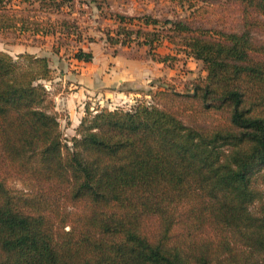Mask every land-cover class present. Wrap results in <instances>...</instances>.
Masks as SVG:
<instances>
[{
    "label": "trees",
    "instance_id": "1",
    "mask_svg": "<svg viewBox=\"0 0 264 264\" xmlns=\"http://www.w3.org/2000/svg\"><path fill=\"white\" fill-rule=\"evenodd\" d=\"M234 1L236 30L197 22L191 0H179L185 17L115 14L110 46H146L166 63L157 50L167 42L206 77L191 93L88 109L71 146L46 88L49 59L0 51V264H264V0ZM16 2L72 8L0 0V32L16 26L7 14ZM20 22L33 35L96 42L75 21ZM162 96L189 102L171 112Z\"/></svg>",
    "mask_w": 264,
    "mask_h": 264
},
{
    "label": "crops",
    "instance_id": "2",
    "mask_svg": "<svg viewBox=\"0 0 264 264\" xmlns=\"http://www.w3.org/2000/svg\"><path fill=\"white\" fill-rule=\"evenodd\" d=\"M43 45L28 43L12 48L16 55L30 53L47 57L53 70L50 82L56 100V110L70 121L74 133L86 111L98 108H133L138 101H151L158 92L167 89L183 93L193 89L196 82L205 79L203 64L164 42L157 50L166 63L149 56V48L112 47L109 44L83 41L71 46H54L59 36L33 35ZM82 49L93 55L91 62L78 61L74 54ZM5 50V49H0ZM10 53V52H8ZM11 55L13 52L10 53ZM174 59V61H173ZM183 64L193 72L183 73ZM199 68V72L194 69ZM60 122H63V117Z\"/></svg>",
    "mask_w": 264,
    "mask_h": 264
},
{
    "label": "rangeland",
    "instance_id": "3",
    "mask_svg": "<svg viewBox=\"0 0 264 264\" xmlns=\"http://www.w3.org/2000/svg\"><path fill=\"white\" fill-rule=\"evenodd\" d=\"M187 1L189 0H184L185 5H187ZM191 1L193 2L192 4L195 5V9H201V12L193 17H197V22H204L203 24L208 28L211 24H218L220 28L224 29L234 28V30H236L239 28L241 23V12L238 3L234 0H217L218 2L209 0L210 3H215L214 6H204L202 8H197L199 4L198 0ZM86 2L87 0H72V8L63 7L59 12L54 6L40 8L38 6L30 7L27 4L20 5L17 2L14 3V8L10 9L7 14L10 20L15 22L16 26L12 29L0 32V49H5L0 51L13 52L15 55L12 56L17 59L19 55H16L15 51L11 50L12 48L19 45H27L30 42L38 46L44 44L41 39L33 38V34H31L30 31L22 32V23L20 22L22 18L26 19V27L29 28V30L35 28L32 24L33 22L43 24L48 23L50 20L53 26L56 27L55 30H59L62 20L75 21L79 25L83 36L92 37L98 43L108 44V42H106L105 33L109 30H116L118 27L114 18L115 14L136 18L149 15L162 20L165 18L185 17L190 13V11L187 12V10L181 9L179 0H97V2L101 4V9L95 6V3L90 5ZM260 38L264 40V36ZM59 45L65 47L71 46V43L65 39H58L54 46ZM183 68V73L192 77L193 72L188 71L189 67H186V64H183ZM199 70L200 69L197 67L194 69V72L198 73ZM50 87V82H47L46 88L50 91L55 100L54 92ZM187 92L191 93L190 89L183 91V93ZM188 102L189 99L181 97L162 96L159 98L158 104H160V108L163 110L182 112L186 108V103ZM59 115L61 118L63 117L61 125L66 143L68 146H71V140L77 137L78 127L75 129L74 133L70 132V121L64 118V115L61 113H59ZM85 116L86 115H84V117ZM20 186L21 185H18V187Z\"/></svg>",
    "mask_w": 264,
    "mask_h": 264
}]
</instances>
